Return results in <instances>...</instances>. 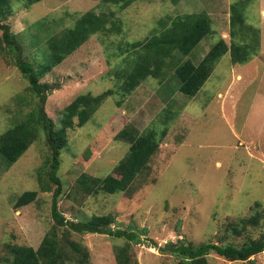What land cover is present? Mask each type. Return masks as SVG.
<instances>
[{"label": "rangeland", "instance_id": "374dc122", "mask_svg": "<svg viewBox=\"0 0 264 264\" xmlns=\"http://www.w3.org/2000/svg\"><path fill=\"white\" fill-rule=\"evenodd\" d=\"M104 1L41 0L27 5V0H11L14 15L9 24L24 59L40 60L34 55L32 37L25 33H33V23L48 15L61 18L66 11L99 12ZM236 1L182 0L174 4L170 0H141L127 9L111 6L125 25L121 33L105 36V45L111 47L110 53H119V43L146 40L162 17L206 11L214 37L204 39L185 59L200 62L221 37L230 44V8ZM245 14L248 24L260 31L258 53L248 63L234 64L230 53L226 54L192 99L178 88L166 94V82L148 78L120 106L119 94L113 95L85 126L68 131L58 173L63 183L59 210L68 220L112 214L113 228L135 224L146 229L145 241L132 246L136 264H179L172 254L154 248L150 240L162 247L178 239L241 244L248 236H264V0L248 1ZM109 52L99 36H93L41 79L59 86L45 104L57 126L64 109L79 95H98L115 88L109 71L118 60L109 57ZM170 84L176 85L173 80ZM27 88L28 80L15 65L13 54L0 44V135L20 112L33 107L36 100ZM21 95L27 98L18 99ZM168 112L173 119L167 123L163 119ZM127 125L140 131L168 126L150 168L133 183L131 194L77 198L73 191L82 174L119 176L115 167L130 144L117 134ZM50 156L51 148L42 134L9 169L0 157V253L7 243L37 248L53 226L51 206L56 186L48 176ZM39 179L48 191L41 189ZM28 190L39 191L37 200L15 208L16 199ZM253 216L260 223L250 232L234 236L226 231L230 223ZM73 239L88 248L92 264H118L115 249L123 240L104 234L74 235ZM251 260L229 261L215 253L209 256V264H264V252Z\"/></svg>", "mask_w": 264, "mask_h": 264}, {"label": "trees", "instance_id": "16d2710c", "mask_svg": "<svg viewBox=\"0 0 264 264\" xmlns=\"http://www.w3.org/2000/svg\"><path fill=\"white\" fill-rule=\"evenodd\" d=\"M41 0H27L32 5ZM141 0H105V6L99 11L90 10L85 13L66 11L58 18L48 15L32 24L33 33H25L32 37L34 55L40 60L30 62L24 59L18 45L17 36L11 30L9 20L14 15L11 0H0V44L4 43L13 54L15 65L28 80L27 90L36 100L33 107L20 112L12 125L0 135V157L5 168L9 169L23 154L41 137L45 135L51 148L49 158V179L56 186L52 197L51 217L53 226L45 234L37 248L17 243L5 244L0 253V264H92L90 252L83 243L73 239L74 235L104 234L123 240L124 244L115 249L118 264H136L132 253L134 244L145 241L146 229H140L135 224L125 228H113L115 218L112 214H94L81 220H68L59 210V200L63 195V183L59 177L61 153L67 146L68 131L75 127L85 126L108 100L119 94L120 106L148 78H154L160 83L166 82L163 88L166 94H172L176 88L187 98L196 97L221 59L228 53L234 64L248 63L257 55L260 47V31L248 24L246 10L248 1L238 0L230 8V44L221 37L212 45L200 62L186 59L202 43L204 39L214 37L212 19L206 11L162 17L157 27L146 40L119 43V53H110L111 47L105 45V36L119 34L124 30L123 20L111 9L118 6L127 9ZM177 4L182 0H170ZM72 24L68 25L69 21ZM255 27V29L253 28ZM259 29V28H257ZM101 35V36H100ZM93 36H99L100 41L108 51L109 57L116 56L118 60L114 69L109 71L114 80L113 89L104 90L98 95L91 93L79 95L63 111L60 126L50 118L45 110L50 93L59 86L41 82V79L78 49ZM176 85L170 86V81ZM23 97L18 99L24 100ZM25 97V98H24ZM121 99V100H120ZM173 115L168 112L163 120L170 122ZM167 122V123H168ZM168 133V126L162 130L149 128L140 131L133 125H127L117 134V138L130 144L127 154L115 167L119 176L114 174L104 178L82 174L76 182L73 194L79 198L100 193L114 195L133 192V183L150 168L152 157L156 155L162 141ZM41 189L48 191L39 179ZM39 191L28 190L15 201V208L26 207L35 202ZM259 219H240L230 223L226 229L228 234L241 236L251 231V227L259 225ZM148 239V238H147ZM150 240V239H149ZM154 248L162 253L172 254L179 264H209V256L217 254L229 261H252L253 256L264 252V236L251 238L248 236L243 243L223 241L194 243L178 239L165 246H158L150 240Z\"/></svg>", "mask_w": 264, "mask_h": 264}]
</instances>
